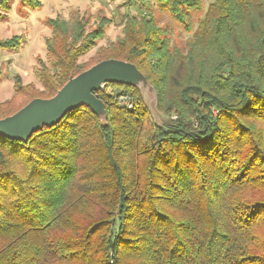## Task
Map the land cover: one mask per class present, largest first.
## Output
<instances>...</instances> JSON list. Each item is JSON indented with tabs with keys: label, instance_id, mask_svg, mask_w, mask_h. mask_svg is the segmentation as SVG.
I'll list each match as a JSON object with an SVG mask.
<instances>
[{
	"label": "trees",
	"instance_id": "1",
	"mask_svg": "<svg viewBox=\"0 0 264 264\" xmlns=\"http://www.w3.org/2000/svg\"><path fill=\"white\" fill-rule=\"evenodd\" d=\"M154 1L191 35L185 47L150 6L124 14L98 56L136 65L169 119L156 123L136 88L109 84L96 94L106 125L81 107L27 142L0 136V264H264V0L204 11L201 0ZM9 5L0 0V19ZM74 12L47 20L42 89L15 76L27 100L0 103V119L100 62L82 59L115 20L88 31L99 15ZM193 12L203 14L195 31ZM23 42L0 39V52Z\"/></svg>",
	"mask_w": 264,
	"mask_h": 264
},
{
	"label": "rangeland",
	"instance_id": "2",
	"mask_svg": "<svg viewBox=\"0 0 264 264\" xmlns=\"http://www.w3.org/2000/svg\"><path fill=\"white\" fill-rule=\"evenodd\" d=\"M42 7L38 10L23 8L20 0H10V11L0 19V39H7L14 35H22L23 43L18 50L0 52V103L15 100L16 106H20L27 98L17 95L14 89L15 76H20L23 84L34 83L39 89L40 83L35 77L34 71L37 65V58L46 60L45 39L51 35L47 25L49 18L61 16L68 18L74 11L79 10L81 14L97 22L89 23V30L98 26L103 20L114 19L102 40L90 51L82 61L86 66H91L99 60V48L105 47L110 41L115 40L122 34V17L126 13L140 16L145 12L146 7H153L158 24L163 26L171 34L174 44L185 47L191 36L186 33L178 23H175L168 12L159 8L154 0H41ZM214 0H201L206 10ZM75 13V12H74ZM100 13V14H99ZM102 13V14H101ZM201 13L191 14V25L193 30L197 29V23ZM106 19V20H105ZM98 51V52H97ZM155 122L161 124L162 119L155 115Z\"/></svg>",
	"mask_w": 264,
	"mask_h": 264
},
{
	"label": "water",
	"instance_id": "3",
	"mask_svg": "<svg viewBox=\"0 0 264 264\" xmlns=\"http://www.w3.org/2000/svg\"><path fill=\"white\" fill-rule=\"evenodd\" d=\"M109 84L136 88L153 117L158 115L162 121L169 119L159 111L157 92L136 65L124 60L107 59L71 77L53 97L34 98L16 113L0 119V136L27 142L33 134L44 127L58 125L68 113L81 107L91 109L101 124L106 125V105L96 94Z\"/></svg>",
	"mask_w": 264,
	"mask_h": 264
},
{
	"label": "built area",
	"instance_id": "4",
	"mask_svg": "<svg viewBox=\"0 0 264 264\" xmlns=\"http://www.w3.org/2000/svg\"><path fill=\"white\" fill-rule=\"evenodd\" d=\"M108 85L103 87L101 90L105 89ZM117 103L120 107L126 108V109H133L135 106V100L132 96L127 94H120L117 96Z\"/></svg>",
	"mask_w": 264,
	"mask_h": 264
}]
</instances>
